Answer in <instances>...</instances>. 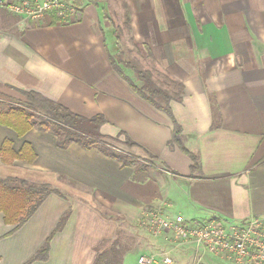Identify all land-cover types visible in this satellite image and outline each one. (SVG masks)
Instances as JSON below:
<instances>
[{
  "label": "crops",
  "instance_id": "0c3cea01",
  "mask_svg": "<svg viewBox=\"0 0 264 264\" xmlns=\"http://www.w3.org/2000/svg\"><path fill=\"white\" fill-rule=\"evenodd\" d=\"M8 1L0 0V93L36 91L85 118L102 115L101 134L118 138L104 140L108 145L145 164L149 153L155 163L139 171L99 148H60L53 132L35 125L21 139L0 126V147L10 138L16 151L27 142L36 154L33 163L7 165L0 158V166L64 195L51 194L4 238L15 226L0 213V264H23L68 209L48 260L33 264H94L99 248L119 245L122 218L136 222L146 211L192 224L264 218V0H79L66 22L52 15L32 21L6 9ZM117 31L157 86H182L181 100L173 98L170 107L199 169L170 146L173 118L113 68L110 56L139 84L120 58ZM126 137L137 146H126ZM195 250L169 245L164 251L173 264H193L202 255ZM202 263L234 264L208 253Z\"/></svg>",
  "mask_w": 264,
  "mask_h": 264
},
{
  "label": "trees",
  "instance_id": "16d2710c",
  "mask_svg": "<svg viewBox=\"0 0 264 264\" xmlns=\"http://www.w3.org/2000/svg\"><path fill=\"white\" fill-rule=\"evenodd\" d=\"M55 21L57 19L55 18ZM125 28L130 29L129 17L126 15ZM115 58L110 56L113 68L125 78L132 88L147 102L155 108L164 111L173 118V135L170 146L178 147L184 154L191 157L193 161L192 170L199 169V158L189 152L184 146L181 134L182 129L174 119L170 107V102L173 98L181 100L180 94L182 86L174 83L175 89H178L174 96L162 90L153 80V74L148 70H137V79L142 82L138 86L133 82L119 66L120 61H115ZM128 67H133L130 62L124 61ZM24 97L23 107H14L6 111H0V126L6 127L16 133L19 139L23 138L33 127V119L38 117L41 121L37 125L38 129L51 131L58 137V146L65 148L71 143H75L85 150L99 148L104 154L117 160L123 167H135L139 171L149 168L154 163L155 157L149 153L147 164L142 163L139 159L128 156L123 153L116 152L113 147L108 145L104 140L117 141L118 138L102 135L100 128L105 124L106 120L102 115L95 116L91 119L85 118L71 112L68 108L60 103L45 97L36 91H18ZM174 94V93H173ZM124 144L128 147L137 146L128 137L125 138ZM110 146V147H109ZM0 158L4 164L11 165L16 160H23L33 163L36 160V154L32 146L24 142L21 148L16 151L14 142L10 138H6L0 147ZM53 193L60 196L64 195L57 189L46 183L29 182L25 179L15 177H7L0 179V213L3 214L5 225L15 226V228L3 237L13 235L20 229L29 219L35 214L45 200ZM71 214V209H68L65 214L59 219L55 229L47 238L43 246L32 255V257L24 264H33L37 261H47L51 249V241L54 236L63 230ZM104 246V245H103ZM122 251L115 246L110 249H98L97 257L94 264H122Z\"/></svg>",
  "mask_w": 264,
  "mask_h": 264
},
{
  "label": "built area",
  "instance_id": "2783aa9c",
  "mask_svg": "<svg viewBox=\"0 0 264 264\" xmlns=\"http://www.w3.org/2000/svg\"><path fill=\"white\" fill-rule=\"evenodd\" d=\"M79 0H10L3 6L11 13L23 16L32 21H39L47 15L54 16L57 21L66 22L77 13L76 5ZM150 215L154 211L147 212ZM156 213V212H155ZM158 217L157 214H154ZM156 234L162 228L174 233L179 240L177 247L192 243L196 251L210 254L234 264H264V218H252L241 223H221L210 220L200 224L183 221H155ZM154 255L141 256L138 264H156ZM165 264H172L169 257L164 258ZM193 264H202L199 255Z\"/></svg>",
  "mask_w": 264,
  "mask_h": 264
},
{
  "label": "rangeland",
  "instance_id": "374dc122",
  "mask_svg": "<svg viewBox=\"0 0 264 264\" xmlns=\"http://www.w3.org/2000/svg\"><path fill=\"white\" fill-rule=\"evenodd\" d=\"M117 35H118V40H119L117 48H119V50L121 51V52L119 51L121 54L120 58H122L124 61H128V60L131 61L130 63L134 65L132 67V76H133V78L137 79V75H136L137 70L143 71L144 70L143 68L145 67V65H143V62L140 60V58L138 56H133V54L131 55V49H130L131 46H130V44H129L130 42L127 40V38L124 39L123 36H120L118 31H117ZM134 51H135V49H134ZM131 57H132V59H131ZM153 80H154V78H153ZM164 80H165L164 83H167V85H168L169 84L168 80L167 79H164ZM154 82H155V80H154ZM137 83H139L138 86L142 85V82H140V81H138ZM155 83H157V82H155ZM158 86L162 90L168 92L169 94H171V93H173V91L177 90V89H175V87H172L171 84H169L168 86L160 84ZM8 93H10V92H8ZM12 94H14L15 96L10 95V94H6V92L0 93V111H6L10 108V106L23 107L22 103L24 101V97L18 96L15 93H12ZM40 121L41 120L38 117L33 119V123L35 126H37L40 123ZM116 152H118V151H116ZM122 152H123V150L121 149V152H118V153H122ZM148 159L149 158L147 157L145 160H148ZM152 162L155 163V161H153V160H152ZM7 167L8 166H5V165L0 166V179L1 178H7V177L19 176V175L22 176L21 174H24L22 171L18 172V171L11 169V168L8 169ZM147 212L148 211H146V213H144L143 216H141L139 218V220H137L136 222H131L130 220L122 218V220L120 221V231H119V234L117 236V243L119 245H115V246L117 247V249L122 251V255H124V257H123L124 263L128 259V263H125V264H137L138 259L141 256H146V255L156 256V258H157L156 264H158L160 262V260L162 261L160 263H164L165 257H169L172 260V264H173L174 261L172 259V256H170L169 253H166L164 251L166 249V246L172 245L173 248H179V247H182L185 245H193V244L187 243V244H184L182 246L177 247L176 244H178L179 240H176L174 233L172 231L165 229L164 227L162 228L163 230L160 234H156V232H155V230H156L155 221L158 219H163V217H161V215H159L158 213H155V212H154V214H157L158 217H155L154 214L150 215ZM7 226H9V225H7ZM153 246L155 248H157V252L156 253H147V251L150 248H153ZM109 247H110V245H109ZM102 249H104V248H102ZM106 250H108V249H106ZM159 252H161V254H158ZM203 255L204 254H202V258H203ZM30 258H28L25 262H27ZM226 262L234 263V262H230V261H226Z\"/></svg>",
  "mask_w": 264,
  "mask_h": 264
}]
</instances>
